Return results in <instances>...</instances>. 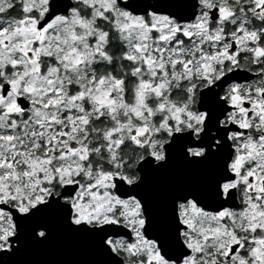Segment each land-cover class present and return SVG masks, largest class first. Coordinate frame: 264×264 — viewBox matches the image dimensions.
I'll use <instances>...</instances> for the list:
<instances>
[{
	"label": "snow or ice",
	"instance_id": "6c2138e0",
	"mask_svg": "<svg viewBox=\"0 0 264 264\" xmlns=\"http://www.w3.org/2000/svg\"><path fill=\"white\" fill-rule=\"evenodd\" d=\"M52 219L85 264H264V0H0V264Z\"/></svg>",
	"mask_w": 264,
	"mask_h": 264
},
{
	"label": "water",
	"instance_id": "95a60500",
	"mask_svg": "<svg viewBox=\"0 0 264 264\" xmlns=\"http://www.w3.org/2000/svg\"><path fill=\"white\" fill-rule=\"evenodd\" d=\"M53 235L44 244L28 242L17 257L18 264H85L95 259L91 245L67 233L58 219H52Z\"/></svg>",
	"mask_w": 264,
	"mask_h": 264
},
{
	"label": "flooded vegetation",
	"instance_id": "af4514ba",
	"mask_svg": "<svg viewBox=\"0 0 264 264\" xmlns=\"http://www.w3.org/2000/svg\"><path fill=\"white\" fill-rule=\"evenodd\" d=\"M175 175L177 178H179V176L181 175V170L177 169Z\"/></svg>",
	"mask_w": 264,
	"mask_h": 264
}]
</instances>
